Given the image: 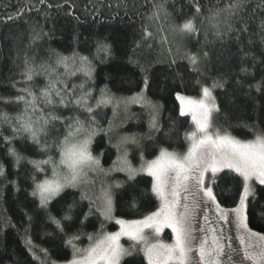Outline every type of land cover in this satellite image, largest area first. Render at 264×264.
Masks as SVG:
<instances>
[{"label":"trees","instance_id":"trees-1","mask_svg":"<svg viewBox=\"0 0 264 264\" xmlns=\"http://www.w3.org/2000/svg\"><path fill=\"white\" fill-rule=\"evenodd\" d=\"M228 3L229 0H0V114L10 118L8 122L0 120V165L5 169V177H0V264H36L32 251L24 244L26 228L34 244L48 249L58 264L65 257L70 258L71 251L64 248L61 240L63 234L56 232L50 217L59 219L74 203V226L66 231L71 235L80 229L79 247L88 245L84 234L98 231L102 222L105 231L117 230L114 220L102 221L95 212L80 228L79 220L89 211V201L81 200V192L89 189L86 184L66 188L46 209L40 208L38 198L31 195L33 177L51 178L53 164L43 165L45 171L37 172L29 161L51 158L58 162V143L68 132L67 118L78 117L86 129L91 126L95 135L90 151L105 170L117 159V146L124 137L137 139L135 144H122L135 168L140 167L141 153L146 160L154 158L161 147L184 153L188 147L185 133L191 130L192 122L188 116H180L175 96L177 92L199 96L200 84L211 86L213 81L223 84L213 92L220 108L214 114V122L222 131L243 140L253 139L254 132L264 131V89L255 88L264 81V0H244V7L235 17L222 13L212 19L213 13ZM157 6H162L159 18L153 15ZM192 16L196 17L198 28L195 34L173 31L175 25ZM176 35L180 39L179 51L171 45ZM103 40L111 45L112 54L101 58L96 54V46L97 41ZM74 53L77 57H89L91 79L79 72L70 75L55 66L57 56L72 57ZM188 54L200 57L198 70L192 69ZM26 58L38 73L28 83L22 76ZM141 67L149 68L153 80L145 98L158 106L159 130L149 127V110L142 105L120 106L118 110L113 105L96 107L101 90L123 99L136 95ZM52 68L55 78L65 81L70 90L75 88L77 94L81 84L91 90L89 102L94 108L91 114L94 123L87 112L72 106L58 107L55 114L63 122L49 123L40 136V144L33 143L26 133L16 135L11 144L6 143V137L14 136L15 118L25 106L5 101L14 100L20 94L18 89L24 87L39 95V90L48 84ZM242 68L247 72H242ZM40 107L42 111L33 119L50 111L46 105ZM10 147L24 157L19 165L8 154ZM98 175L90 179L97 192L100 187L95 185L102 181ZM105 182L123 185L113 188L118 218L140 220L159 204L151 191L152 178L147 174L129 180L124 172L117 171L106 176ZM241 188L240 178L229 170L218 173L213 184L222 207H234ZM248 216L252 230H264V185H254ZM121 264H147V260L142 252L133 251Z\"/></svg>","mask_w":264,"mask_h":264},{"label":"snow or ice","instance_id":"snow-or-ice-1","mask_svg":"<svg viewBox=\"0 0 264 264\" xmlns=\"http://www.w3.org/2000/svg\"><path fill=\"white\" fill-rule=\"evenodd\" d=\"M159 7L162 6H157L158 11L153 14L156 18H159ZM243 7L244 0H229L225 8L213 13L212 19H216L222 13L235 17ZM200 11L197 5L196 12ZM173 31H178L182 35L195 34L198 31L196 17L184 19L181 24L174 26ZM96 54L101 58L110 56L111 45L106 40L97 41ZM186 58L192 69L198 70L200 57L197 54H188ZM24 64L22 76L26 83L32 82L34 75L38 74L37 69L28 58ZM55 66L63 67L70 75L81 72L88 79L92 78L91 61L88 56L77 57L76 53L72 57L57 56ZM140 71L142 75L137 83L139 91L135 96L123 99L101 90L96 107L114 105L118 108L121 104L126 105L129 100L132 102L144 100L145 93L153 87V80L149 68L141 67ZM241 71L247 72V69L242 68ZM54 72L55 68L49 71L48 84L39 90V95L32 89L24 87L18 89L20 94L14 100L5 101L23 103L25 106L23 113L15 118L14 136L6 137V143L11 144V139L16 135L26 133L27 138L33 143L40 144V136L45 133L46 126L51 122L61 121V117L55 114L58 107L72 106L87 112L94 123V117L91 116L94 108L89 102L91 90L85 89L81 84L80 94H77L75 88L70 90L65 81L55 78ZM197 84L200 82L197 81ZM222 87L220 81H213L211 86L200 84L199 99L177 92L175 98L180 104V116L191 115L195 126L185 133L187 151L181 154L161 147L151 160H146L141 153L139 168L133 167L127 158V152L121 151L117 146V159L113 161L111 168L103 169L99 158L94 157L89 149L92 136L95 135L91 126L86 129L78 117L67 118L68 132L58 143L59 163L51 158L29 161L37 172L45 171L43 165L53 164L51 178L38 180L33 177L31 195L38 198L40 208L46 209L66 188L80 187L85 182L86 172L93 169L102 176L117 171L124 172L129 180H134L138 174H147L152 177L151 191L159 204L155 211L142 219L127 221L115 216L116 201L113 188H121L123 185L119 182L113 185L101 181L97 192L94 182H91L89 189L81 192V200L89 201V211L79 220L80 228L84 226L88 216L95 212L102 217V221L114 220L120 226L119 231H105L102 222L98 231L84 234L88 245L79 247L77 241L81 239L80 229L71 235L66 231L67 228L74 226L72 213L75 203L69 205L59 219L50 217L56 232L63 234L61 240L64 248L71 251L70 258L65 257L63 264H121L122 258L131 255L133 251L142 252L147 264H245V261H250L251 264H264V230L253 231L249 226L248 216L249 196H254L253 181L264 185V131L254 132L253 139L242 141L227 131L222 132L214 128V114L218 113L220 108L213 92ZM255 88L257 91L264 89V81L256 84ZM42 104L48 106L50 111L47 115L33 119L35 114L42 111L40 107ZM150 107L152 115L149 127L159 130L158 106L153 104ZM9 119L6 114H0V120L8 122ZM121 143L135 144L137 139L135 136L124 137ZM44 147L46 148V145ZM8 154L15 158L17 165L24 159L13 147L9 148ZM57 167L66 171L61 174L57 172ZM224 170L234 172L242 185L234 207H222L213 191L212 185L216 183L217 174ZM209 173L211 175H208ZM0 177H5L3 165H0ZM209 202L215 206L213 217L208 215L212 211ZM132 206H136L135 201L132 202ZM194 207L200 208V215L208 222L209 228L206 229L198 223L193 224ZM28 220L30 224V216ZM225 226L228 231H225ZM164 228L171 230V243H165L159 238ZM122 237H127L132 242L129 247L121 244ZM234 240L239 241V247L234 246ZM24 244L32 251L36 264H58L57 260L52 259L48 249L39 248L34 244L27 228Z\"/></svg>","mask_w":264,"mask_h":264},{"label":"rangeland","instance_id":"rangeland-1","mask_svg":"<svg viewBox=\"0 0 264 264\" xmlns=\"http://www.w3.org/2000/svg\"><path fill=\"white\" fill-rule=\"evenodd\" d=\"M176 39H174V41H172L173 43L171 44L172 46H174V48L176 49V51H179L180 50V46L181 45H179V36L178 35H176ZM63 68V67H62ZM63 70H64V68H63ZM80 74H83V73H81V72H79ZM182 95H184V94H182ZM200 95H201V93H200ZM200 95L199 96H189V97H193V98H196V99H199L200 98ZM135 96V95H134ZM185 96H188V95H185ZM133 97V96H132ZM129 98H131V97H129ZM128 99V98H127ZM178 103H179V101H178ZM130 104H138V105H142V106H144V107H146L148 110H149V114H150V119H151V115H152V109H151V107H150V105H153V103L152 102H150V101H148L146 98L144 99V100H138V101H136V102H132L131 100H129V102L126 104V105H130ZM114 106V105H113ZM120 106H125L124 104H121ZM119 106V107H120ZM115 107V106H114ZM119 107L117 108V107H115L116 108V110H118L119 109ZM179 108H180V104H179ZM185 116H188L189 118H190V120H191V122H192V118H191V115H185ZM194 124L192 123V128H191V130L192 129H194ZM214 128H216V129H220L219 128V126L218 125H216V123L214 122ZM221 130V129H220ZM222 131V130H221ZM223 132V131H222ZM234 137V136H233ZM235 138H237V137H235ZM237 139H239V138H237ZM239 140H242V141H244L243 139H239ZM248 140H250V139H248ZM119 148L121 149V151H124V150H126L125 149V147H123L122 146V143L120 142L119 143ZM89 149H90V145H89ZM187 151V150H186ZM185 151V152H186ZM182 154V153H181ZM155 158V157H154ZM154 158H152V159H154ZM59 160H60V157H59ZM59 160H58V162H57V164L59 163ZM149 160H151V159H149ZM52 169H53V167H52ZM66 170L65 169H62V168H60V167H57V172H59V173H61V174H63V172H65ZM98 172L95 170V169H93V170H89V171H87L86 172V174H85V176H84V184H86V186L88 187V186H90V184H91V181H90V179H92V177L94 176V175H96V177H97V174ZM208 175H211L210 173L208 174ZM98 176H100V175H98ZM102 176V175H101ZM98 178H100L105 184H106V182H105V180H106V176H102V177H98ZM152 178V177H151ZM207 182V181H206ZM100 184H101V181H99L98 183H96V185H95V187H97L98 185H99V187H100ZM259 185L258 183H256L255 181H253V186L254 185ZM212 187H213V185H212ZM213 191H214V189H213ZM90 193H91V191H90ZM190 202H191V197H190ZM209 206L212 208V211L211 212H209L208 213V215H209V217H213L214 215H215V206L214 205H211V202H209ZM193 224L194 225H196L197 223L199 224V225H201V226H203V227H205L206 229L207 228H209L210 226H209V224H208V222L207 221H205L204 219H203V217L200 215V208L199 207H194L193 208ZM127 221H132V220H127ZM118 227H117V230H115V231H113V232H116V231H119V228H120V226L119 225H117ZM148 230H146V232H147ZM217 231H219V229H217ZM225 231H228V228H227V226H225ZM254 231V230H253ZM198 235H204V233H197ZM234 234V233H233ZM162 241H164L165 243H171V238H172V236H171V230L170 229H168V228H164L163 230H162V232H161V234H160V237H159ZM127 243H126V242ZM125 242V243H124ZM129 243H132L131 241H129L128 239H127V237H122L121 238V244L122 245H124L126 248L127 247H129ZM233 244H234V246H236V247H239V241L238 240H234L233 241ZM124 258V257H123ZM122 258V259H123ZM122 261V260H121ZM60 264H63V263H60ZM245 264H251V262L250 261H245Z\"/></svg>","mask_w":264,"mask_h":264}]
</instances>
